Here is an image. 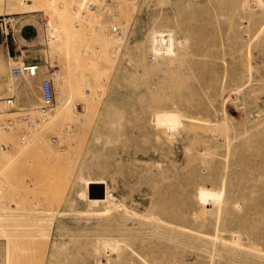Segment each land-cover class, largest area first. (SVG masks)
<instances>
[{"label":"rangeland","instance_id":"1","mask_svg":"<svg viewBox=\"0 0 264 264\" xmlns=\"http://www.w3.org/2000/svg\"><path fill=\"white\" fill-rule=\"evenodd\" d=\"M259 1L0 0L7 32L43 40L35 78L49 72L16 78L0 51V264H264ZM154 31L172 34V61L152 60ZM42 80L49 111L76 104L52 125Z\"/></svg>","mask_w":264,"mask_h":264},{"label":"bare ground","instance_id":"2","mask_svg":"<svg viewBox=\"0 0 264 264\" xmlns=\"http://www.w3.org/2000/svg\"><path fill=\"white\" fill-rule=\"evenodd\" d=\"M83 2V1H82ZM258 4H259V6H264V3H261L260 1L258 2ZM6 5V4H5ZM246 5V4H245ZM81 8V7H80ZM7 14V12H6V10H2V11H0V16H2V15H6ZM78 14V13H77ZM79 19V18H78ZM77 19V20H78ZM64 26V25H63ZM262 29V28H261ZM55 29L54 28H52V30L49 32V39H50V42H51V44H53V42L55 41V39H56V32L54 31ZM63 31V30H62ZM66 31V30H65ZM149 41H150V46H151V53H152V55H153V59L152 60H154V61H159V60H171V57H173V56H175V52H174V39H173V36H172V34L169 32V33H164V32H160V31H154V32H152L151 34H150V39H149ZM105 42V41H104ZM103 42V43H104ZM106 42H108V41H106ZM79 43V42H78ZM119 43H121V42H119L118 40L116 41V47L115 46H113V47H115V49L113 50V53H115L116 51H117V49H118V44ZM77 44V43H76ZM108 44H110V43H108ZM83 45V44H82ZM86 45V46H85ZM83 47H84V49H83V51H81V49H78V51H77V56H76V58L74 59V63L76 64V66L75 67H79L80 66V64L82 63L81 62V59H83L82 57H80L82 54L83 55H88V53H89V50L87 49V47L89 46V45H87V44H85ZM106 45V44H105ZM113 45V44H112ZM78 47H82L81 45H79ZM71 48V47H70ZM91 48V47H90ZM66 49V48H65ZM86 49H87V51H86ZM91 50V49H90ZM57 51V50H56ZM69 51H71V50H69V48H68V50H65L64 51V57H66L67 58V56L69 55L68 53H69ZM151 56V55H150ZM89 57V56H88ZM151 58V57H150ZM84 60V59H83ZM150 60V59H149ZM153 61V62H154ZM172 61V60H171ZM151 62V61H150ZM161 62V61H160ZM91 65V64H90ZM155 65V64H154ZM156 67V66H155ZM76 69V68H75ZM148 71V70H147ZM77 73V72H76ZM84 73V72H83ZM86 73V72H85ZM249 73V72H248ZM89 74V73H88ZM23 75H25V74H23ZM90 75V74H89ZM249 75V74H248ZM79 77L77 78V80L75 81V82H72V83H74L75 84V87L77 88L76 90H74V89H72L73 87L71 86V88H69V90L70 89H72V90H70L69 92L72 94V95H74V93H76V95H78V97L80 98V96L79 95H82L83 93H86L87 94V91L86 92H84V87H85V85L87 84V83H85L84 82V77H82V76H80V74L78 75ZM84 76V75H83ZM250 76V75H249ZM30 77V76H29ZM30 78H32V81H33V78H35V76H33V77H30ZM72 78V77H71ZM56 91H60L61 92V94H63L64 92H63V86H62V79H58L57 77H56ZM72 81H74V80H72ZM88 82V81H87ZM73 84V85H74ZM70 85H71V83H70ZM238 86V85H237ZM237 88V87H236ZM241 89V88H240ZM87 90V89H86ZM239 90V89H238ZM238 90H236V91H238ZM90 91V90H89ZM88 91V93L90 94V92H92V90L89 92ZM239 92V91H238ZM240 93V92H239ZM71 95V97L73 98V96ZM88 95V94H87ZM76 97V96H75ZM74 97V98H75ZM78 97H76V98H78ZM72 98H70V94H69V99L67 100V102L65 103V104H63L62 106H59V107H56V108H53V109H51L50 111H49V109L48 108H46V109H48L47 110V112L48 113H45V111H42V113H45L46 114V116L48 117V119H47V121H46V123H47V125H52V124H54V122L55 121H59V120H62L63 119V116L64 115H69L70 114V112L72 111V109H74L75 108V106H76V104L75 103H73L72 102ZM88 98H90V97H88ZM227 99V98H226ZM224 102H226V101H224ZM43 107V106H42ZM43 109H44V107H43ZM45 110V109H44ZM117 115H113L112 116V119H110V120H116L117 121V124L119 125V121H118V119H120V117H121V115H118V113H116ZM239 114V113H238ZM241 114V113H240ZM224 116V115H223ZM226 119V118H225ZM225 123V122H224ZM46 125V126H47ZM45 126V128H47ZM224 126V125H223ZM226 126V125H225ZM222 128V127H221ZM218 129V128H217ZM223 132H226L225 131V129L223 128ZM225 137V136H224ZM227 140L225 139V142H226ZM206 142H209V140H207ZM225 145H226V148H229L228 146H227V143H225ZM230 145V144H229ZM206 149H204V151H205ZM228 151V150H227ZM206 153H208V152H206ZM202 153L200 152V155H201ZM211 154V153H210ZM210 154H208V155H210ZM207 155V156H208ZM202 157H204L203 155H201ZM206 156V155H205ZM206 156V157H207ZM210 156H212V155H210ZM225 157H227V156H225ZM225 159V158H224ZM224 169H225V167H224ZM197 197H198V201H199V203L201 204V205H205L206 203H207V201H208V197H210L209 199H210V201H211V203L213 204V207H214V209H215V206L216 207H218V209H217V211L219 212L221 209H222V207H224V206H228L230 203H227V201H225V199L223 198V193L222 192H220V193H212L211 195H207L206 193H204V192H202V191H198L197 192ZM138 204V203H137ZM19 218V217H18ZM17 218H15V216H14V218H11V216L8 218V221L10 222V221H19L20 219H22L23 221L25 220V221H29V220H32V219H30V218H26V217H24V216H21L20 217V219H17ZM29 219V220H28ZM33 221V220H32ZM216 228H213V229H215L217 232H216V237H219V233H220V230H219V228H218V225H217V222H216ZM199 237V236H198ZM236 239V238H235ZM229 240V239H228ZM230 241V240H229ZM8 245L11 247V244L8 242ZM8 246V247H9ZM205 247H207V246H201V247H199L198 248V250H202V248H205ZM14 249V248H13ZM215 250V248H212V251H214ZM237 249V248H236ZM221 251L223 252V249H221ZM215 252H216V250H215ZM212 255V254H211ZM210 260H211V257H210ZM147 263H148V261H147Z\"/></svg>","mask_w":264,"mask_h":264},{"label":"crops","instance_id":"3","mask_svg":"<svg viewBox=\"0 0 264 264\" xmlns=\"http://www.w3.org/2000/svg\"><path fill=\"white\" fill-rule=\"evenodd\" d=\"M42 41L43 40L40 37L38 38L36 34H34V31H32L30 29V26H28L27 24L17 28L16 32L12 30L9 31L7 36H4L0 31V51L6 56L8 64L11 63L12 65H15L14 67H12L11 71L16 68L20 62L24 64H31L29 62L31 61V59H33V57L32 55H30L31 51L29 49L35 48L34 50L37 51V48ZM45 73L49 74L48 70L41 72L35 79H40V77H43ZM21 94L23 95V91L21 92ZM19 108L27 109V107L21 106H19Z\"/></svg>","mask_w":264,"mask_h":264},{"label":"built area","instance_id":"4","mask_svg":"<svg viewBox=\"0 0 264 264\" xmlns=\"http://www.w3.org/2000/svg\"><path fill=\"white\" fill-rule=\"evenodd\" d=\"M9 20V19H8ZM9 22L5 19H0V31L4 36L8 35ZM3 28L5 29V33L3 32ZM38 73V66L33 64H19L16 68L11 71V74L14 77H20L25 74L27 76L33 77ZM41 103L44 109L49 108L53 103V95L54 90L52 86V82L49 80H42L41 82ZM7 105L10 106V103L13 101V98L7 99Z\"/></svg>","mask_w":264,"mask_h":264}]
</instances>
